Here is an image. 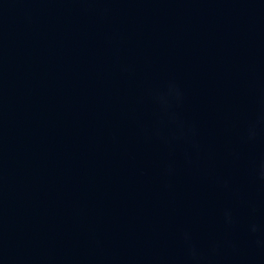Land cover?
Masks as SVG:
<instances>
[{
  "label": "water",
  "instance_id": "obj_1",
  "mask_svg": "<svg viewBox=\"0 0 264 264\" xmlns=\"http://www.w3.org/2000/svg\"><path fill=\"white\" fill-rule=\"evenodd\" d=\"M0 264H264V0H0Z\"/></svg>",
  "mask_w": 264,
  "mask_h": 264
}]
</instances>
